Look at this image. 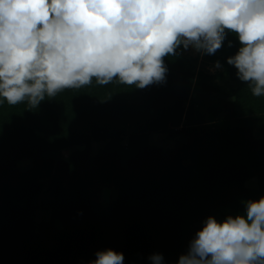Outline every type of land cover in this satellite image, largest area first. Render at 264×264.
I'll use <instances>...</instances> for the list:
<instances>
[{"label":"trees","instance_id":"16d2710c","mask_svg":"<svg viewBox=\"0 0 264 264\" xmlns=\"http://www.w3.org/2000/svg\"><path fill=\"white\" fill-rule=\"evenodd\" d=\"M238 47L229 33L214 55H202L219 61L220 72L198 67L181 47L165 57L163 84H93L34 109L0 105V264H88L108 248L122 252L124 264H150L153 253L176 264L208 216L243 214L246 201L264 196V98L227 63ZM225 77L229 87L218 81ZM209 91L234 96L231 111L218 117L215 101L198 122L193 94ZM162 130L184 137L174 146L151 143L150 133ZM77 144L84 146L60 156ZM23 158L27 167L18 165ZM254 176L259 185L248 186ZM106 184L117 194L104 205ZM40 207L48 220L38 221Z\"/></svg>","mask_w":264,"mask_h":264},{"label":"clouds","instance_id":"9594fccd","mask_svg":"<svg viewBox=\"0 0 264 264\" xmlns=\"http://www.w3.org/2000/svg\"><path fill=\"white\" fill-rule=\"evenodd\" d=\"M229 33L239 47L227 63L264 98V0H0V105L34 109L93 84H163L165 57L181 47L214 55ZM95 257L88 264H124L111 248ZM148 259L164 264L160 253ZM176 264H264V196L243 214L208 216Z\"/></svg>","mask_w":264,"mask_h":264},{"label":"rangeland","instance_id":"374dc122","mask_svg":"<svg viewBox=\"0 0 264 264\" xmlns=\"http://www.w3.org/2000/svg\"><path fill=\"white\" fill-rule=\"evenodd\" d=\"M186 52L193 58L196 59L197 65L198 67L204 66L206 69H208L209 71L215 73V72H220L223 68H217L215 67V63H206L202 60V55L198 52H196L194 49L189 48L186 50ZM218 81L220 83H223L224 85H226L227 87H229V80L227 77L225 78H218ZM203 95L199 96L200 93H194L193 97L195 99V101L198 100V105L196 106V119H203L206 118V116L208 115V107L209 105L213 104V102H218V106L220 105V97H227L219 92L216 91H209V92H205V93H201ZM218 101H217V100ZM221 110L219 109V114H225L227 112V109L229 108V101H227L224 104L221 103ZM262 131V129H261ZM169 131L167 130H162V131H155L150 133L149 136V141L151 143L154 144H159V145H164V146H174L179 139H182L183 137L180 135H170L168 133ZM260 133V132H259ZM257 135H260V134ZM127 140V136L125 135V141ZM106 143L105 140H93L92 142V152H97L98 150H100L104 144ZM126 143V142H125ZM84 145L83 144H77V145H72V146H67L64 147L60 150V156L68 158L69 155L75 151L76 149L82 148ZM31 163L30 158H23L20 159L18 161V165L21 167H27L29 164ZM44 192L42 194L41 199H47L48 198V180L44 179ZM247 185L248 186H258V177H253L251 179H249L247 181ZM117 194V189L115 188V186L110 185V184H106L102 187L101 191H100V200L102 201V203L105 205L107 203H109L113 198H115ZM38 221H40L41 219H49L50 218V211L46 210L45 208L40 207L38 209ZM59 223V222H58Z\"/></svg>","mask_w":264,"mask_h":264},{"label":"crops","instance_id":"0c3cea01","mask_svg":"<svg viewBox=\"0 0 264 264\" xmlns=\"http://www.w3.org/2000/svg\"><path fill=\"white\" fill-rule=\"evenodd\" d=\"M217 100V99H216ZM218 101V100H217ZM229 101V108L227 109V112L225 114H219V109L221 110V103L225 105V103ZM233 101H234V96H227V97H220V105L218 106V102H217V108H218V117H225L227 115H229L230 111H231V108H232V104H233ZM208 119V115L206 116V118H203V119H196V121L198 122H205L206 120ZM254 177H257V176H254ZM253 178V177H252ZM251 179V178H250ZM249 180V179H248ZM247 180V181H248ZM247 181H246V184H247ZM258 185H259V178H258ZM252 187V186H251ZM254 187V186H253ZM257 187V186H256Z\"/></svg>","mask_w":264,"mask_h":264}]
</instances>
